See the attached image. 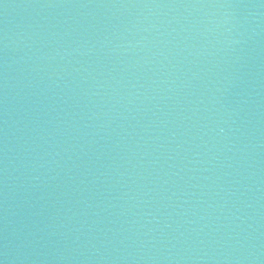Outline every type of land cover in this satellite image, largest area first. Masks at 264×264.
I'll list each match as a JSON object with an SVG mask.
<instances>
[{
	"label": "water",
	"instance_id": "95a60500",
	"mask_svg": "<svg viewBox=\"0 0 264 264\" xmlns=\"http://www.w3.org/2000/svg\"><path fill=\"white\" fill-rule=\"evenodd\" d=\"M0 264H264V0H0Z\"/></svg>",
	"mask_w": 264,
	"mask_h": 264
}]
</instances>
